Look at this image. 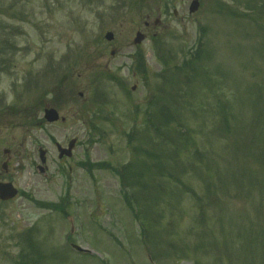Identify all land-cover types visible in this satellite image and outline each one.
Returning a JSON list of instances; mask_svg holds the SVG:
<instances>
[{"label": "rangeland", "instance_id": "374dc122", "mask_svg": "<svg viewBox=\"0 0 264 264\" xmlns=\"http://www.w3.org/2000/svg\"><path fill=\"white\" fill-rule=\"evenodd\" d=\"M191 1L0 0V47L11 53L0 106L20 111L2 125L31 153L17 186L60 203L0 204V264L22 251L36 264H264V0H199L189 14ZM154 38L176 50L169 66L200 56L199 75L180 72L167 96L155 90L164 65ZM137 48L146 80L132 68ZM45 103L66 120L39 124ZM157 109L179 124L160 123ZM72 138V156L58 158L55 142Z\"/></svg>", "mask_w": 264, "mask_h": 264}, {"label": "flooded vegetation", "instance_id": "af4514ba", "mask_svg": "<svg viewBox=\"0 0 264 264\" xmlns=\"http://www.w3.org/2000/svg\"><path fill=\"white\" fill-rule=\"evenodd\" d=\"M11 54L10 52L5 51V48L0 47V74H2L4 71L3 69L5 68L7 61L6 59L4 60L3 56H8ZM7 58V57H6ZM45 93L43 94V96ZM42 100V99H41ZM39 100V103L41 102ZM2 101H0L1 104ZM42 104V103H41ZM4 106V105H3ZM0 106V129L3 127L5 130L4 134H1L0 132V183H12L17 189H18V195L20 194L21 197L28 203H32L35 200V204L37 207L40 205V203H44L42 199H40L38 196L40 195V188L37 186L29 187L28 190H21L17 186V181H16V175L18 174V167L17 164L19 165V168L21 171H23V156L26 155L30 157L31 153L27 152L25 149V143L27 138L25 136L22 137V140L16 144V140L14 136L7 131L6 125H2L3 123L7 124L8 123V116L9 115H14L17 112H20L17 110L15 112V109H12L9 106ZM44 105H40V107H43ZM45 106H47V103H45ZM31 113H28V110L26 109L25 117L30 116ZM36 120V119H35ZM39 124L43 122V120L37 121ZM36 123V122H35ZM32 121L27 120L26 121V127L27 131H29L32 127ZM31 136V134H29ZM19 145V147L17 146ZM19 157V158H18ZM37 163L35 164V166ZM29 166V163L27 164ZM17 195V196H18ZM16 196V197H17ZM35 198V199H34ZM38 198L40 200H38ZM13 199L9 200H1L0 199V204H5L8 203Z\"/></svg>", "mask_w": 264, "mask_h": 264}, {"label": "water", "instance_id": "95a60500", "mask_svg": "<svg viewBox=\"0 0 264 264\" xmlns=\"http://www.w3.org/2000/svg\"><path fill=\"white\" fill-rule=\"evenodd\" d=\"M199 7V1L198 0H192L189 6V12L193 13L195 12ZM159 22V19H155L154 20V24H157ZM113 33L112 32H107L105 34V38L107 40H111L113 38ZM144 40V34L141 32H137L135 35V38L133 40L134 44H139ZM111 53L113 54L114 51H111ZM135 87H133L134 89ZM80 95H82V93H80ZM44 118L48 121V122H55L57 120H61L64 121L65 117H60L58 111L53 108V107H47L44 109ZM76 139H72L69 143L67 148L62 147L60 144H57V149L59 151V157L61 158L63 155L66 156H71L72 154V149L75 145ZM40 159L41 162L44 163L46 161V157H45V153L46 151L43 149H40ZM39 172L43 173L44 172V167L43 165L38 166ZM17 190L11 185V184H0V198L2 199H7V198H12L16 195ZM72 247L75 248L76 250L82 251L84 249H82L81 247L72 244Z\"/></svg>", "mask_w": 264, "mask_h": 264}, {"label": "trees", "instance_id": "16d2710c", "mask_svg": "<svg viewBox=\"0 0 264 264\" xmlns=\"http://www.w3.org/2000/svg\"><path fill=\"white\" fill-rule=\"evenodd\" d=\"M155 41H156V48L162 53V57H160V61L163 62L164 64V68H163V78L165 76V74L167 73V71L169 70L168 68V60L166 59V55L172 53L173 51L171 50H165L163 47H162V44L161 42H159L156 38H155ZM176 52L172 53V54H175ZM193 59H195V57L192 56ZM134 67L135 69H137L138 71H145V60H144V57H143V54L141 52H136L135 54V57H134ZM175 70L173 75L175 76L176 72H179V71H182V70H186V69H190V70H193L194 72V75H196L198 73V69L194 63V61L192 60H187L185 59L181 64L179 65H176L174 66ZM157 116L158 118L160 119V123H169V119H172V121H176L178 124V119H177V116L176 114L174 113L172 115V117L170 118H167L166 117V113L164 112H158L157 113ZM82 165L84 166H87L88 169H92L93 167H97V168H106V167H110V165L107 163V162H102V163H99V164H94V163H90V162H81ZM50 207H55L56 208V205H49ZM18 264H25V261H20Z\"/></svg>", "mask_w": 264, "mask_h": 264}]
</instances>
